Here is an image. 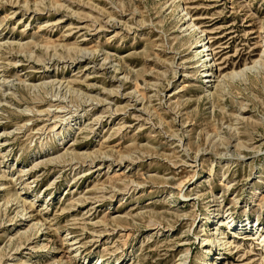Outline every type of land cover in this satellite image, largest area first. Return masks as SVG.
<instances>
[{"label":"rangeland","instance_id":"374dc122","mask_svg":"<svg viewBox=\"0 0 264 264\" xmlns=\"http://www.w3.org/2000/svg\"><path fill=\"white\" fill-rule=\"evenodd\" d=\"M11 1L0 264H264V0Z\"/></svg>","mask_w":264,"mask_h":264},{"label":"bare ground","instance_id":"6f19581e","mask_svg":"<svg viewBox=\"0 0 264 264\" xmlns=\"http://www.w3.org/2000/svg\"><path fill=\"white\" fill-rule=\"evenodd\" d=\"M0 1H5V2H12L11 0H0ZM37 0H35V2H36ZM168 0H164V2H167ZM175 1V0H174ZM174 1L172 2V0H171V3H174ZM27 2V0H25L24 1V3H26ZM36 4V3H35ZM39 4V3H38ZM28 6V5H27ZM38 6V5H37ZM175 6H176V4H175ZM189 19V18H188ZM261 27H260V30L262 29L263 31H264V26L263 25H260ZM195 28H197L196 26H195V23H193V21H191L190 23H188V22H185V29L183 28V33L185 32V33H188L190 36L192 35V33H193V31L195 30ZM202 33V32H201ZM193 36V35H192ZM200 43H201V45L200 46H203L202 47V50L200 51V52H203V53H205L204 55H206V53H207V55H206V59L205 60H208V61H206L207 63H208V66L209 65H211V63H210V60L212 59V57L210 56V49L208 48V46L206 45V42L204 41V39H202V40H200ZM6 45H7V43H6ZM4 46V44H1L0 45V48L1 47H3ZM10 46V45H9ZM17 47L20 49V48H23V45L22 44H18L17 45ZM69 49H71V50H73L75 53L74 54H81V53H88V54H90V55H92V53H94L95 51V49H93V50H84V49H81L80 47H78V46H73L72 48H69ZM204 49H207V50H204ZM209 52V53H208ZM71 53V52H70ZM83 55H85V54H83ZM84 57V56H83ZM108 57H105L104 59H103V61L105 60V59H107ZM72 59H74V58H72ZM252 65L253 66H251V67H247L246 65H244L245 67H243V68H241V69H239L238 71H236V70H233L232 72H230V73H228V74H221V75H218V76H214L213 75V73H212V71H211V67L209 66L208 68H206L205 70H203V72L202 73H204V77H209V76H211V74H212V77L214 76L215 78H216V82L218 83V84H220V82H222V81H226V80H228V81H230V80H234L235 78H238V77H243L246 73H248L249 71H251V69H253L254 67H256V66H259V65H264V49L258 54V57H257V59H255V60H252ZM203 65H205L206 66V63L205 62H203L202 63ZM213 64V63H212ZM202 66V65H201ZM261 67V66H260ZM213 69V68H212ZM126 78V76H124L123 77V79H125ZM208 79V78H207ZM206 81H210V80H206ZM54 82V81H53ZM50 83H52V82H50ZM42 85H43V83H42ZM39 86H41V85H39ZM1 87V86H0ZM35 87H37L36 85H33V88H35ZM136 89H137V85H136ZM135 89V90H136ZM136 92H139V91H137L136 90ZM112 93V92H111ZM135 94V93H134ZM59 109V108H58ZM47 111V110H46ZM45 113V111H41L40 113ZM39 113V114H40ZM83 115V114H82ZM57 117V116H56ZM56 117H54L55 119H57ZM63 117H65V116H63ZM59 118V117H58ZM62 118V117H61ZM65 121V119H60V125L59 126H56V125H53V126H51L50 127V131L51 132H56L55 134H56V136H59L58 134H60V131L61 130H63V127H62V123L61 122H64ZM58 122V121H57ZM23 126H25V125H23ZM68 126H71V124H69L68 123ZM58 130H60V131H58ZM60 137V136H59ZM59 142V141H58ZM241 145V144H240ZM243 146V145H242ZM67 153V152H66ZM104 153V152H103ZM90 155H87V156H85V157H88V158H90V160L92 161L93 159V157L91 158V157H89ZM95 156V155H94ZM61 158H62V156H58V157H52V158H49V160L48 161H46V162H53V161H59V160H61ZM81 158V157H80ZM84 158V157H83ZM22 172V171H21ZM4 186V185H3ZM19 191V190H18ZM12 197H14V199H13V201H16L17 203L18 202H20L21 203V206H20V208H21V211H22V213H23V211L25 210V208H26V205H27V207L28 208H32L33 207V205H32V203L31 202H27L25 199H23L22 198V200L20 201V199H21V195H18V193L16 192L15 194H13L12 195ZM215 198V197H214ZM262 203L261 204H263L264 203V196L262 197V199L260 200ZM7 202H9V200H6V202H5V204L7 203ZM79 202V201H78ZM8 205V204H7ZM20 214H21V212H19ZM29 216L30 215H28V216H25L24 218H23V220L22 221H27L28 220V218H29ZM31 218H29V220H30ZM228 219H229V216H228ZM37 222L38 221H36V222H34L32 225H31V227L30 228H34L35 226H36V224H37ZM234 223V222H233ZM233 223L231 222V220H228L227 222H226V228H231L232 227V225H233ZM42 224V223H41ZM41 224H39V226L41 225ZM235 224V223H234ZM39 227H37V229H38ZM28 229H29V227H28ZM34 230V229H33ZM250 232L252 231V230H249ZM230 232V231H229ZM249 236H250V234H248ZM220 236V235H219ZM28 239V238H27ZM246 239H248V240H255V243L257 244V245H261L263 248H264V234L263 235H259V236H257V237H248V238H246ZM77 239L76 238H74V237H70V241H71V244L70 245H75V244H77L78 242L76 241ZM204 245H207L208 243H210L212 240L210 239V237H206L204 240ZM215 241H217V240H215ZM213 242V241H212ZM219 242V241H218ZM219 244H220V242H219ZM227 244V243H226ZM207 248H205V250H206ZM75 251L77 252L78 251V249H77V247L75 248ZM78 253V252H77ZM77 255V254H76ZM59 263H61V262H59Z\"/></svg>","mask_w":264,"mask_h":264}]
</instances>
